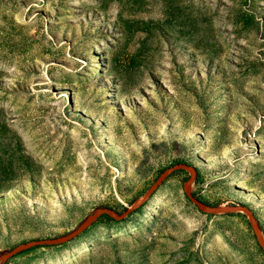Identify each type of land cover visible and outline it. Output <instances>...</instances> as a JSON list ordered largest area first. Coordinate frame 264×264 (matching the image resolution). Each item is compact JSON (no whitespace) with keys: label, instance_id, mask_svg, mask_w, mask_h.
Here are the masks:
<instances>
[{"label":"rangeland","instance_id":"1","mask_svg":"<svg viewBox=\"0 0 264 264\" xmlns=\"http://www.w3.org/2000/svg\"><path fill=\"white\" fill-rule=\"evenodd\" d=\"M96 129L125 160L87 198L60 204L63 161L87 152ZM4 145L20 176L0 178V256L100 208H137L0 264H264L246 212L205 213L186 197L192 172L172 171L142 202L186 162L195 195L246 205L264 239V0H0Z\"/></svg>","mask_w":264,"mask_h":264},{"label":"bare ground","instance_id":"2","mask_svg":"<svg viewBox=\"0 0 264 264\" xmlns=\"http://www.w3.org/2000/svg\"><path fill=\"white\" fill-rule=\"evenodd\" d=\"M105 118L109 119V116H107ZM147 120H149V119H147ZM152 123L153 122H151V121H147L145 123V125H142L138 122L129 124L125 129V131H127V134H125V135L123 134L124 138H126L130 143L134 142L135 139L141 134V131H142L141 129L145 128L143 126H146V127H149L150 129H152V125H153ZM97 124L98 123H96L95 125H97ZM87 126L91 129L92 123L89 122L87 124ZM99 127H102V126H99ZM97 129L95 130L96 134L93 135L94 137H96L95 143L93 146H92V142L90 141L93 136L89 137L88 140H85V143H84L85 147L84 148H86L88 150L87 152H85L84 154H80L78 156L76 154H72V155L68 156L66 160L63 161V163L66 164L68 167V170L64 173V177L68 178V183L63 184L62 188H60V187H59L60 189L58 188L60 190V191L58 190L60 194L63 193L66 195L64 200L59 201L60 204L64 201H68L70 199L87 198L92 193V191L97 190V188H96L97 185H101L102 183H104L105 181H107L109 179V177L112 174V170H113L111 165H114L115 161L118 163L120 159L125 160V158H124V156H123V154L119 148L109 149L108 145L106 143H103L105 140V135L107 133L98 132ZM89 132L90 131H86V133H89ZM232 136H233V134H232ZM99 141H102V145H100ZM9 143H10V141H9ZM14 145H16V144H14ZM77 145H79V144H77ZM96 145L101 147L102 150H105V149H109V150L106 151L107 153L106 152L100 153L97 151L98 149L96 148ZM131 148L134 149V146H132ZM13 149H14V147H13ZM0 150H1L0 151L1 152V154H0V178H5L6 176L13 177V176L19 175V173L17 172V170L15 168L16 166L14 165L16 160L14 162V159H12L6 155V152H9L8 150H10V149H8L7 145L0 147ZM17 150H19V149H17ZM76 152L77 151H75V153ZM19 154H20V152H19ZM131 155L133 156V152L131 153ZM22 160H21V162H22ZM100 164H103V166H102L103 168H101ZM20 169H21V167H20ZM158 207H159L158 205L153 204L152 206H150L149 211L143 217H148V216L152 215V212L154 210H156ZM76 253H77V251H76Z\"/></svg>","mask_w":264,"mask_h":264},{"label":"water","instance_id":"3","mask_svg":"<svg viewBox=\"0 0 264 264\" xmlns=\"http://www.w3.org/2000/svg\"><path fill=\"white\" fill-rule=\"evenodd\" d=\"M175 170H188L192 172V177H190L186 183L184 184V193L186 197L194 203L201 211L205 213H210V214H218V213H230L233 211H244L248 214L250 221L253 225L254 232L257 236V239L261 245V247L264 250V239L261 235L260 231V226L257 221V219L254 217V214L252 210L247 207L246 205H230V206H214L212 204H208L205 202L202 198L198 197L193 193L191 190V184L192 182L197 178L198 176V170L196 167L190 165L189 163L186 162H180L176 163L172 167L167 168L165 171H163L160 176L158 177L157 181L154 183V185L149 189V191L146 193L145 197L143 198L142 202L147 201L155 192L156 190L160 187V185L163 184V182L167 179L168 175ZM137 206H133L131 208H128L127 211L121 215L116 214L113 209L109 207H104L96 210L94 213L89 215L75 230L72 232L60 236V237H53V238H46V239H36L32 241H28L25 243H22L12 250L8 251L7 253H4L3 255L0 256V260H7L10 259L26 249L29 248H34V247H39V246H54V245H61L68 243L75 238L79 237L82 233H84L88 228H90L95 222H97L100 217L104 214H108L114 219L117 220H122L126 217H128L132 212L135 211Z\"/></svg>","mask_w":264,"mask_h":264},{"label":"trees","instance_id":"4","mask_svg":"<svg viewBox=\"0 0 264 264\" xmlns=\"http://www.w3.org/2000/svg\"><path fill=\"white\" fill-rule=\"evenodd\" d=\"M204 200V199H203ZM205 202H207L208 204H211V202L207 201V200H204Z\"/></svg>","mask_w":264,"mask_h":264},{"label":"flooded vegetation","instance_id":"5","mask_svg":"<svg viewBox=\"0 0 264 264\" xmlns=\"http://www.w3.org/2000/svg\"><path fill=\"white\" fill-rule=\"evenodd\" d=\"M102 216H103V215H102ZM102 216H101V217H102ZM101 217H100V218H101Z\"/></svg>","mask_w":264,"mask_h":264}]
</instances>
